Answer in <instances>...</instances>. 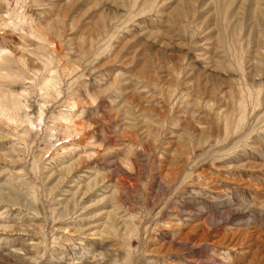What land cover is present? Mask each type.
Segmentation results:
<instances>
[{"label":"rangeland","instance_id":"374dc122","mask_svg":"<svg viewBox=\"0 0 264 264\" xmlns=\"http://www.w3.org/2000/svg\"><path fill=\"white\" fill-rule=\"evenodd\" d=\"M0 101V264H264V0H0Z\"/></svg>","mask_w":264,"mask_h":264},{"label":"bare ground","instance_id":"6f19581e","mask_svg":"<svg viewBox=\"0 0 264 264\" xmlns=\"http://www.w3.org/2000/svg\"><path fill=\"white\" fill-rule=\"evenodd\" d=\"M1 58H2V63H3V61L6 60V58H3V57H1ZM48 86H51V85H49L48 82H47V83H45V84L42 85V89H44L45 92H46V89L48 88ZM11 100H12L11 103H9V102H6V103L12 105L13 107H15V106L17 107L18 105H21V102H20V100L17 97H12ZM1 102L2 101H0V115H3V117L5 119H7L9 121H14V120H17V119L19 121L25 120V121H27V123L29 125L32 124L31 120H29L28 117H26L27 116L26 114L24 116L23 115H20L16 111H14L15 109H10L9 107H7L5 105H2ZM39 114H40L39 115V118H40V116L42 117V115H41L42 112L41 111H40Z\"/></svg>","mask_w":264,"mask_h":264}]
</instances>
